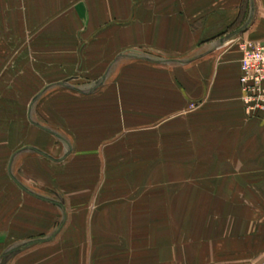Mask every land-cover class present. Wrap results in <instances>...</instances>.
<instances>
[{"label": "crops", "instance_id": "crops-1", "mask_svg": "<svg viewBox=\"0 0 264 264\" xmlns=\"http://www.w3.org/2000/svg\"><path fill=\"white\" fill-rule=\"evenodd\" d=\"M263 41L264 0H0V99L9 83L23 84L25 76L49 86L83 75L103 83L128 54L149 52L147 68L154 70L144 84L149 99L159 101L150 103L159 109L152 115L190 111L182 130L191 132L193 148L211 149L212 214L192 221L189 234L183 227L176 231L175 251H152L153 238L167 231L153 234L146 220L136 224L108 213L95 221L94 251H67L64 264H264V123L247 111L239 84L242 44ZM31 153L45 160V168L46 161L56 163L37 145L16 149L7 161L5 173L15 187H0V264L13 254L19 259L12 264L25 257L45 264L67 227L63 204L19 181V165H39ZM55 206L63 211L59 227L26 241L25 235L40 234L42 218L54 227ZM112 208L101 209L102 216L120 206ZM20 220L23 232L11 240L17 234L11 227ZM9 240L19 245L7 251ZM35 241L42 242L28 246Z\"/></svg>", "mask_w": 264, "mask_h": 264}, {"label": "rangeland", "instance_id": "rangeland-1", "mask_svg": "<svg viewBox=\"0 0 264 264\" xmlns=\"http://www.w3.org/2000/svg\"><path fill=\"white\" fill-rule=\"evenodd\" d=\"M150 55L131 52L130 59H123L120 68L113 67L103 83L100 77L83 75L49 86L25 76L23 84L6 86V98L0 99V187L5 182L14 186L5 171L16 149L37 145L56 159L55 164L46 161L49 168H45L41 162L45 160L31 153L40 161L35 167L39 171L31 165L17 168L25 187L65 206L67 227L45 264H64L67 251H94L95 221L108 213L136 224L146 220L153 234L157 228L167 231L153 238L152 251H175L176 231L183 227L189 234L192 221L212 214L207 211L208 188L214 184L207 172L211 149L193 148L191 132L182 130L191 121L190 111L180 116L152 115L159 109L150 108V103L159 101L149 99L144 84L145 74L154 70L147 68ZM206 137L201 135L203 143ZM113 205L120 208L102 216L101 209ZM62 219V209L55 206L54 227L48 228L42 218L40 234L25 235L26 241L51 235ZM16 223L18 227L11 228L17 234L11 240L23 232L21 220ZM11 240L7 251L19 245ZM17 259L13 254L1 264ZM19 262L32 264V259Z\"/></svg>", "mask_w": 264, "mask_h": 264}, {"label": "built area", "instance_id": "built-area-1", "mask_svg": "<svg viewBox=\"0 0 264 264\" xmlns=\"http://www.w3.org/2000/svg\"><path fill=\"white\" fill-rule=\"evenodd\" d=\"M239 84L247 111L258 113L264 123V41L244 42Z\"/></svg>", "mask_w": 264, "mask_h": 264}, {"label": "water", "instance_id": "water-1", "mask_svg": "<svg viewBox=\"0 0 264 264\" xmlns=\"http://www.w3.org/2000/svg\"><path fill=\"white\" fill-rule=\"evenodd\" d=\"M36 152H37L38 154H40V155H44V156H45V154H43V153L40 152V151H37V150H36ZM14 182H15V183H16V184H17V185H18L23 191H25L26 193H28V194H30V195H32V196L38 198V199L45 200V199H43V198H41V197H38V196L33 195V194H32L31 192H29L25 187H23L18 181L14 180ZM39 242H42V241H35V242L29 244L28 246H31V245L37 244V243H39Z\"/></svg>", "mask_w": 264, "mask_h": 264}, {"label": "trees", "instance_id": "trees-1", "mask_svg": "<svg viewBox=\"0 0 264 264\" xmlns=\"http://www.w3.org/2000/svg\"><path fill=\"white\" fill-rule=\"evenodd\" d=\"M241 13H242V11H241Z\"/></svg>", "mask_w": 264, "mask_h": 264}]
</instances>
